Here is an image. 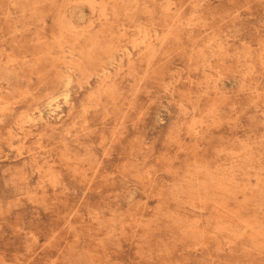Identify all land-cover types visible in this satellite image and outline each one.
Instances as JSON below:
<instances>
[{"label":"rangeland","instance_id":"374dc122","mask_svg":"<svg viewBox=\"0 0 264 264\" xmlns=\"http://www.w3.org/2000/svg\"><path fill=\"white\" fill-rule=\"evenodd\" d=\"M0 264H264V0H0Z\"/></svg>","mask_w":264,"mask_h":264},{"label":"bare ground","instance_id":"6f19581e","mask_svg":"<svg viewBox=\"0 0 264 264\" xmlns=\"http://www.w3.org/2000/svg\"><path fill=\"white\" fill-rule=\"evenodd\" d=\"M139 29V28H138ZM140 31V30H139ZM136 41V40H135ZM137 43V42H136ZM128 49V48H127Z\"/></svg>","mask_w":264,"mask_h":264}]
</instances>
